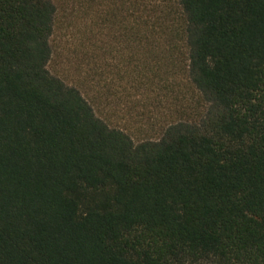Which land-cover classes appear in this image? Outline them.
I'll return each mask as SVG.
<instances>
[{"label": "trees", "instance_id": "trees-1", "mask_svg": "<svg viewBox=\"0 0 264 264\" xmlns=\"http://www.w3.org/2000/svg\"><path fill=\"white\" fill-rule=\"evenodd\" d=\"M177 3L204 110L136 142L49 70L55 0H0V264H264V0Z\"/></svg>", "mask_w": 264, "mask_h": 264}, {"label": "rangeland", "instance_id": "rangeland-1", "mask_svg": "<svg viewBox=\"0 0 264 264\" xmlns=\"http://www.w3.org/2000/svg\"><path fill=\"white\" fill-rule=\"evenodd\" d=\"M55 3L49 70L79 89L111 127L139 142L159 137L168 124L200 116L203 104L187 80L177 0H144L159 17L156 42L134 37L132 0Z\"/></svg>", "mask_w": 264, "mask_h": 264}]
</instances>
